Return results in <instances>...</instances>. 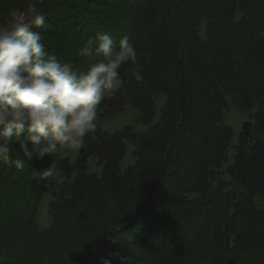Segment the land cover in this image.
Masks as SVG:
<instances>
[{"label": "trees", "instance_id": "trees-1", "mask_svg": "<svg viewBox=\"0 0 264 264\" xmlns=\"http://www.w3.org/2000/svg\"><path fill=\"white\" fill-rule=\"evenodd\" d=\"M45 2L36 30L48 54L86 70L77 53L88 38L127 36L144 79L137 83L130 65L121 68L124 87L101 103L98 138L86 139L74 164L62 155L55 161L64 184L40 176L53 156L28 161L23 171L0 162V239L11 236L18 248L0 264H22L17 257L55 237L73 248L79 235L86 240L75 264H264V0ZM52 3L64 15L48 14ZM160 94V120L147 132L102 129L128 103L152 123ZM229 100L257 111L224 170L233 137L224 118ZM127 140L135 163L123 172ZM90 156L101 176L89 171ZM48 188L52 223L41 229Z\"/></svg>", "mask_w": 264, "mask_h": 264}, {"label": "clouds", "instance_id": "clouds-1", "mask_svg": "<svg viewBox=\"0 0 264 264\" xmlns=\"http://www.w3.org/2000/svg\"><path fill=\"white\" fill-rule=\"evenodd\" d=\"M44 23L43 10L30 3L0 24V162L23 171L26 162L53 156L40 176L62 185L67 176L56 159L98 138L101 103L124 87L121 68L130 65L137 83L144 77L129 37L118 43L106 33L88 38L77 53L87 65L81 70L45 51L36 30Z\"/></svg>", "mask_w": 264, "mask_h": 264}, {"label": "rangeland", "instance_id": "rangeland-1", "mask_svg": "<svg viewBox=\"0 0 264 264\" xmlns=\"http://www.w3.org/2000/svg\"><path fill=\"white\" fill-rule=\"evenodd\" d=\"M59 1V0H55ZM62 1V0H61ZM68 2H74V0H64ZM35 4L37 8L42 9L44 12L45 5L47 2L45 0H0V24H6L8 20L11 18L13 12L23 11L27 8L29 4ZM50 6V10L47 13L51 15L56 14L59 17L64 15L62 11H60L54 3ZM78 28H76L77 30ZM204 30V29H203ZM202 30V31H203ZM203 34V32H202ZM79 35H83L80 31ZM77 37V38H78ZM166 102V96L164 94H160L156 97V109H155V116L152 123L147 124L141 122L139 120V112L136 108L133 107L132 104L128 103L124 110L120 113L106 117L102 123L101 127L104 131L108 132L109 134H115L117 132L123 131L127 127L133 128L135 132L142 133L147 132L150 127L157 124L160 120L161 110L164 107ZM257 111V107H254L248 112H242L239 110L230 100L229 106L224 111V118L225 123L230 126L233 130V137L231 140V145L229 148L228 159L224 164V170L229 166L234 158L236 153V146L239 143L240 134L242 130V125L245 121H254L253 115ZM18 148L17 146H14ZM18 149H14L17 151ZM81 151V150H80ZM80 151L77 153H67L62 154L63 157H68L71 163H75L78 160ZM134 145L127 140L126 141V153L125 156L120 164L121 170L124 172L130 166L135 163V158L133 156ZM88 168L91 173H95L98 176H101L103 173V167L99 163V160L96 156H90L88 161ZM224 178L230 180L228 174H224ZM53 201L52 191L51 188H48L43 196L41 201L38 214H37V221L38 225L41 229L48 228L52 223V216L50 214V204ZM75 223L72 227H74ZM56 239V240H55ZM62 239L68 241V238L61 236L60 239L58 237L53 238V244L48 246L46 242H42L38 246V249L33 255L26 258V254H22L23 256L17 257L22 264H75L78 257L80 256L79 252V245L82 241L86 240L82 236H78L75 241H78L73 248H65L62 247ZM12 241L15 244L16 240L13 239L11 236L4 239H0V262L4 259H7L11 254H13L14 249L17 252L18 248H12ZM27 244V243H26ZM23 243L22 245H26ZM21 245V246H22ZM79 255V256H78ZM82 255V254H81Z\"/></svg>", "mask_w": 264, "mask_h": 264}]
</instances>
